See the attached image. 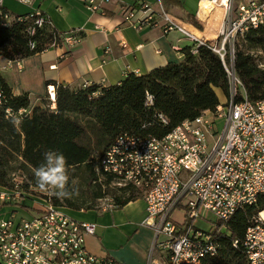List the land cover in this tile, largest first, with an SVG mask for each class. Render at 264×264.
<instances>
[{"label":"built area","instance_id":"1","mask_svg":"<svg viewBox=\"0 0 264 264\" xmlns=\"http://www.w3.org/2000/svg\"><path fill=\"white\" fill-rule=\"evenodd\" d=\"M6 1L0 0L3 27L12 20L6 16ZM14 1L30 5L32 0ZM100 1L108 0H88L89 8L97 11ZM141 12L138 18L130 9L124 23L136 30L160 29L164 35L179 32L190 41L193 55L201 48L209 50L222 62L231 89L238 88L241 94L235 89L215 112H204L161 139L121 135L100 156L97 171L111 179V185L142 191L143 226L154 231L161 256L151 264H204L217 256L219 246L214 230L203 231L195 221L210 213L225 230L238 211L258 208L264 201V101L249 102L235 72L240 39L264 26V0H198L194 23L165 12L156 15L146 4ZM45 24L52 26L47 17H40L28 34L33 36ZM63 39L68 48L82 40L75 32L65 33ZM49 99L55 104V93H49ZM4 102L0 91V107ZM145 106H153L150 95ZM55 107L52 113L57 112ZM6 115L17 118L9 110ZM157 121L169 126L163 115ZM25 182L15 174L13 189L0 185V264H122L88 250L87 239L96 235L94 223L77 221L46 201L31 202L23 192ZM112 207L116 208L114 203ZM178 209L184 211L183 223L173 218ZM239 245L233 243L235 248ZM241 246L248 264H264V211L248 228Z\"/></svg>","mask_w":264,"mask_h":264},{"label":"trees","instance_id":"2","mask_svg":"<svg viewBox=\"0 0 264 264\" xmlns=\"http://www.w3.org/2000/svg\"><path fill=\"white\" fill-rule=\"evenodd\" d=\"M160 3L165 12L182 10L178 0H160ZM9 17L12 22L8 27L0 23V59L22 61L63 46L65 33L48 24L36 28L33 36L28 34L40 17L46 18L44 13ZM188 18L194 21L193 17ZM245 40L251 47L259 49L264 58V26L250 30ZM235 72L248 101H264V68L258 59L239 51ZM53 87L55 104L47 96L41 106L35 107L28 96H14L0 75V91L5 98L0 107V185L13 189V175L20 173L26 178L23 190H27L29 184L36 187L33 170L43 162V152L63 153L68 166L69 187L77 179L79 195L72 199L54 198L51 203L56 208L75 212L96 211L97 203L106 199L105 187L111 186V179L97 171L99 158L121 135L161 139L184 122L194 121L207 111L215 112L221 106L217 91L229 97L231 89L222 62L204 48L199 49L197 55L187 48L179 64L141 77L127 75L115 87L91 84L78 89ZM147 95L153 98L150 108L145 106ZM52 106L57 107L56 113L51 112ZM8 110L22 123L14 125V119L7 118ZM159 115L168 120L169 126L157 121ZM84 139L88 146L80 144ZM95 153L98 154L97 161L94 160ZM119 192L122 196L114 199L117 209L141 200L143 195L142 191L131 188ZM261 211H264L263 200L259 201L258 208L238 211L225 230H214L219 252L204 264H248L241 242ZM236 241L240 244L237 248L233 246Z\"/></svg>","mask_w":264,"mask_h":264},{"label":"crops","instance_id":"3","mask_svg":"<svg viewBox=\"0 0 264 264\" xmlns=\"http://www.w3.org/2000/svg\"><path fill=\"white\" fill-rule=\"evenodd\" d=\"M181 9L165 12L160 0H108L92 11L88 0H32L24 5L7 0L5 7L12 17L44 13L60 33L75 32L82 40L73 48H51L44 54L22 61L0 59V75L16 97L28 96L35 107L55 93L53 85L81 88L84 84L110 88L118 86L127 75L145 76L168 65L179 64L183 51L192 48L179 32L164 35L160 29L136 30L124 23L128 11L142 16L141 5L149 12L168 13L189 20L198 9V0H178ZM136 2V3H135ZM219 97V95H218ZM73 219L94 223L96 235L87 239L88 250L95 255H109L122 264H151L161 256L155 247L152 229L143 226L146 203L132 202L123 209L103 212H75L63 209ZM177 223L184 213L175 212Z\"/></svg>","mask_w":264,"mask_h":264},{"label":"rangeland","instance_id":"4","mask_svg":"<svg viewBox=\"0 0 264 264\" xmlns=\"http://www.w3.org/2000/svg\"><path fill=\"white\" fill-rule=\"evenodd\" d=\"M7 22L9 24H11L12 20H7ZM239 51H241L242 53L246 54V55H251L255 58L258 59L259 64L262 65V68H264V58H263V54L262 52L257 49V48H253L251 47L246 40L244 39H240L239 41ZM235 89L238 91L239 94L240 90L238 88L232 87V89H230V93H229V97H226L223 95L222 92L217 91V94L219 95V99H220V104L221 105H225L227 100L230 99V96L232 94V92H235ZM80 144L83 146H88V142L87 140H81ZM94 160L97 161L98 160V154L95 153L94 154ZM23 174V173H22ZM18 175H21L20 173ZM25 178V176H24ZM26 181V178H25ZM76 185L78 183V180L76 179ZM29 183V182H28ZM27 184V183H26ZM29 188L27 190H23L24 194L26 195L27 198H29V200L33 203H37V204H42L45 201L47 203H51L54 198H57L54 195H51L50 193L47 192H42L39 191L37 189V187L32 186V184H29ZM75 185V187H76ZM121 189H125L123 186L120 185H111L110 187H105V191H106V199L101 200L97 203V209L95 212H103V211H109L111 209H114L112 207V204L114 203V199L115 198H119L122 196V194L119 192ZM28 205H30V203H27ZM52 205V203H51ZM67 210V209H65ZM177 213H184L183 210L178 209ZM22 216H26L25 214H22ZM219 225H221V227H219ZM195 226L203 231H212V230H216V229H223V225L218 223L217 220L214 218L213 215H211L210 213H206L204 214V216L198 220L195 221Z\"/></svg>","mask_w":264,"mask_h":264},{"label":"clouds","instance_id":"5","mask_svg":"<svg viewBox=\"0 0 264 264\" xmlns=\"http://www.w3.org/2000/svg\"><path fill=\"white\" fill-rule=\"evenodd\" d=\"M12 123L18 126L22 121L14 119ZM42 155L43 162L33 170L37 189L59 199H72L78 196L79 190L75 187V180L69 187L68 166L63 153L47 150Z\"/></svg>","mask_w":264,"mask_h":264},{"label":"bare ground","instance_id":"6","mask_svg":"<svg viewBox=\"0 0 264 264\" xmlns=\"http://www.w3.org/2000/svg\"><path fill=\"white\" fill-rule=\"evenodd\" d=\"M181 24V23H180ZM185 25V24H182V26ZM186 26V25H185ZM196 33V32H195ZM56 108V107H55Z\"/></svg>","mask_w":264,"mask_h":264}]
</instances>
